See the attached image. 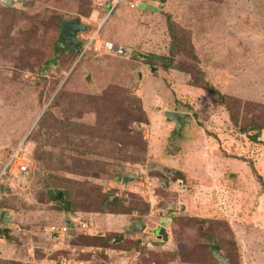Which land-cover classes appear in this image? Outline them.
Here are the masks:
<instances>
[{
    "label": "rangeland",
    "instance_id": "1",
    "mask_svg": "<svg viewBox=\"0 0 264 264\" xmlns=\"http://www.w3.org/2000/svg\"><path fill=\"white\" fill-rule=\"evenodd\" d=\"M139 1H0V168L30 160L0 177V264H264V0ZM62 20L126 53H54Z\"/></svg>",
    "mask_w": 264,
    "mask_h": 264
},
{
    "label": "built area",
    "instance_id": "2",
    "mask_svg": "<svg viewBox=\"0 0 264 264\" xmlns=\"http://www.w3.org/2000/svg\"><path fill=\"white\" fill-rule=\"evenodd\" d=\"M125 2L130 7H134L137 1L129 0H111V10L120 2ZM100 27V26H99ZM99 27L86 35H80V50L77 58L85 56L89 51L102 52L113 56H122L126 53V50L121 45H116L114 42L103 38L99 35ZM30 169V160L23 142L21 141L7 154L6 160L3 162L0 168V176L7 175L9 177L22 176ZM68 230V226L63 223L61 226H51L50 232L62 236Z\"/></svg>",
    "mask_w": 264,
    "mask_h": 264
},
{
    "label": "water",
    "instance_id": "3",
    "mask_svg": "<svg viewBox=\"0 0 264 264\" xmlns=\"http://www.w3.org/2000/svg\"><path fill=\"white\" fill-rule=\"evenodd\" d=\"M3 4H13L14 0H0ZM137 6L139 7H145V4L141 1H137ZM86 29V26L84 24L81 23V21L79 20H62L59 24V39L64 43L65 46H67V48L65 49L66 52L71 51L74 55L79 53L80 50V44L81 41L77 38V35L79 33L84 32ZM57 59V57H56ZM56 59H52L51 63L49 64H45L42 66L41 68V74H43L44 71H47L49 68H51L52 64L54 65ZM156 67L153 66L150 68V70H154ZM140 76V73H139ZM185 113H180L177 111H172V110H167L165 112V117L166 119H168L169 121L174 122L175 124V128H178L179 126V119L182 118L183 116H185ZM133 176L131 175H124L123 177H121L122 181H130L132 180ZM60 203L63 204L64 199L61 197V199H59ZM10 215V212L6 211L5 213H3L2 215V222H11L12 219H7L5 218V216ZM65 224L67 226H69L70 224V220L67 219L65 220ZM138 227H135V230L140 229L141 228V224L139 223L137 225ZM157 234H159V236H162L163 240L167 239V232L165 230V228L163 227H159L156 231Z\"/></svg>",
    "mask_w": 264,
    "mask_h": 264
},
{
    "label": "flooded vegetation",
    "instance_id": "4",
    "mask_svg": "<svg viewBox=\"0 0 264 264\" xmlns=\"http://www.w3.org/2000/svg\"><path fill=\"white\" fill-rule=\"evenodd\" d=\"M58 52L59 51H65V47H63V46H58ZM52 61V60H51ZM51 61H49V63H51ZM186 121H185V119H180V121H179V126L181 125V127H184L185 126V131L187 130V132H189V126L185 123ZM181 130H183V128H180V129H178V130H175L174 129V131L176 132V133H180L181 132ZM182 139L180 138V139H178V142H177V144L179 143V142H182L181 141ZM170 142H167V140L165 139V144L166 145H168ZM165 144H164V146L163 147H165ZM176 144V145H177ZM181 144H183V143H181ZM178 146V145H177ZM161 154L163 155V154H168V153H166V152H164L163 150H162V152H161ZM163 156H165V157H168L167 155H163ZM157 161V160H156ZM159 163L157 162L155 165H154V167H157V165H158ZM124 175H131V174H128V173H125V174H123L122 176H120V178L119 179H115L114 180V182H115V184L116 185H120L121 183H125V181H122V179H121V177H123ZM2 177L3 176H7V175H1ZM0 176V177H1ZM132 176V175H131ZM126 182H128V181H126ZM58 199H61V197H58ZM60 202V201H59ZM3 213H5V212H3ZM2 213V214H3ZM141 224V228L140 229H137V230H135V227H138L137 225L138 224ZM159 227H163V226H160V225H156L155 227H153V228H149V227H145V226H143V223L140 221V220H137L133 225H132V227L131 228H129V229H131V230H134V231H144V233L146 234V235H148V238L150 239L149 241H147L146 242V244H149L150 246H159V247H165V246H167V245H169L170 244V237H169V233H168V231H166L167 232V239L166 240H163V238H162V236H159V234H157L156 233V231H157V229L159 228ZM164 228V227H163ZM166 230V229H165Z\"/></svg>",
    "mask_w": 264,
    "mask_h": 264
},
{
    "label": "trees",
    "instance_id": "5",
    "mask_svg": "<svg viewBox=\"0 0 264 264\" xmlns=\"http://www.w3.org/2000/svg\"><path fill=\"white\" fill-rule=\"evenodd\" d=\"M61 45V43H60V41L59 42H57V44H56V46L54 47V53H58V46H60ZM51 61V60H50ZM49 63V62H48ZM47 63V64H48ZM196 80V79H195ZM210 89V91L211 92H213V88H209ZM262 128V127H261ZM261 128H259V130H257V131H259L260 132V129ZM263 128H264V126H263ZM245 130V132H246V130H248V129H244ZM259 132H255V133H253V134H250L248 137H249V139L252 141V142H259V140H258V133ZM19 143V142H18ZM18 143H16L13 147H15ZM177 144V141H174V142H172L171 143V145H170V147H173L174 148V146ZM166 146H169V145H166L165 144V147ZM176 147V146H175ZM27 154H28V152H27ZM29 157V156H28ZM51 197H54L55 195L53 194V195H50ZM3 229V228H2ZM4 229H6V227L4 228ZM1 230V229H0ZM205 236V235H204ZM206 238H207V240L208 241H211V237L210 236H208V235H206L205 236ZM211 246L213 247V249H215V250H217L218 249V247H217V245H215V244H211Z\"/></svg>",
    "mask_w": 264,
    "mask_h": 264
}]
</instances>
